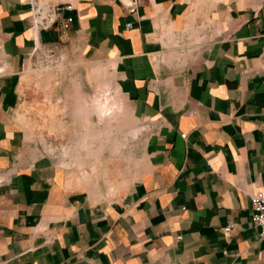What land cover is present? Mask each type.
Here are the masks:
<instances>
[{
	"label": "crops",
	"instance_id": "crops-1",
	"mask_svg": "<svg viewBox=\"0 0 264 264\" xmlns=\"http://www.w3.org/2000/svg\"><path fill=\"white\" fill-rule=\"evenodd\" d=\"M259 194L264 0H0V264H264Z\"/></svg>",
	"mask_w": 264,
	"mask_h": 264
},
{
	"label": "built area",
	"instance_id": "built-area-1",
	"mask_svg": "<svg viewBox=\"0 0 264 264\" xmlns=\"http://www.w3.org/2000/svg\"><path fill=\"white\" fill-rule=\"evenodd\" d=\"M133 5L132 11L135 12L137 6ZM63 10H72L71 6H67L65 8L59 5H53L50 3H34L32 5V18L34 23V29L36 30H48L53 28L62 13ZM71 22L69 18L67 20V24ZM131 24L128 25L130 27ZM67 27V25H66ZM251 209L253 210V218L254 223L260 228L259 237L262 241H264V195L259 194L253 196L251 199ZM232 227H228L226 229L227 232H230ZM181 239V237H178Z\"/></svg>",
	"mask_w": 264,
	"mask_h": 264
},
{
	"label": "rangeland",
	"instance_id": "rangeland-1",
	"mask_svg": "<svg viewBox=\"0 0 264 264\" xmlns=\"http://www.w3.org/2000/svg\"><path fill=\"white\" fill-rule=\"evenodd\" d=\"M106 111H107V113H109L111 111V108L109 106H107V110ZM116 111L117 110L112 109V111H111L112 114H109L106 117V123H107V125L109 127H111L110 129H112L113 130L112 132L115 133V134H117V132H116L117 130H115L117 128H115V127L120 122V117L117 115L118 113H116Z\"/></svg>",
	"mask_w": 264,
	"mask_h": 264
}]
</instances>
